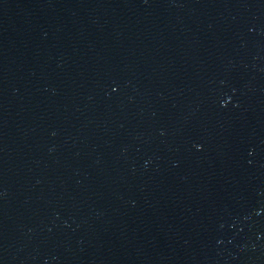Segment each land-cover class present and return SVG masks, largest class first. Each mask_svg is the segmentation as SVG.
<instances>
[{
	"label": "water",
	"instance_id": "water-1",
	"mask_svg": "<svg viewBox=\"0 0 264 264\" xmlns=\"http://www.w3.org/2000/svg\"><path fill=\"white\" fill-rule=\"evenodd\" d=\"M0 264H264V0H0Z\"/></svg>",
	"mask_w": 264,
	"mask_h": 264
}]
</instances>
